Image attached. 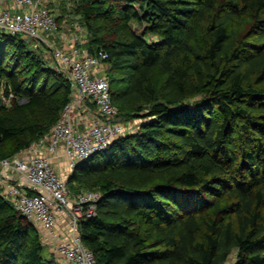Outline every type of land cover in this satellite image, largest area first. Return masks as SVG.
Segmentation results:
<instances>
[{"label": "trees", "instance_id": "obj_1", "mask_svg": "<svg viewBox=\"0 0 264 264\" xmlns=\"http://www.w3.org/2000/svg\"><path fill=\"white\" fill-rule=\"evenodd\" d=\"M75 3L90 54H109L118 117L142 121L68 180L74 194L102 193L97 216L79 223L84 244L99 264H228L234 253L233 264H264V0ZM247 19L254 41L238 34ZM2 85L15 98L0 103V159L38 143L71 99L68 75L5 32ZM44 249L37 224L0 191V264H58Z\"/></svg>", "mask_w": 264, "mask_h": 264}, {"label": "built area", "instance_id": "obj_2", "mask_svg": "<svg viewBox=\"0 0 264 264\" xmlns=\"http://www.w3.org/2000/svg\"><path fill=\"white\" fill-rule=\"evenodd\" d=\"M58 31L57 17L43 0H0V32L21 35L32 50L43 45L51 47L58 66L68 73L71 83V99L61 118L50 135L37 144L47 143L48 155L3 160L7 168H14L23 178L15 186H8L7 191L22 215L57 237L58 264H99L82 241L78 226L80 221L97 216L102 193L97 190L72 193L50 156L63 149L70 168L74 169L81 161L108 149L129 128L118 117L119 108L113 101L107 75L101 74L109 54L104 49L94 54L84 53L76 45L58 48L50 39ZM14 98L13 93L4 94L0 103L9 106ZM88 104L97 109L96 114ZM76 110L78 113L73 116ZM63 212L68 215L69 231L57 235L62 230L59 218Z\"/></svg>", "mask_w": 264, "mask_h": 264}, {"label": "rangeland", "instance_id": "obj_3", "mask_svg": "<svg viewBox=\"0 0 264 264\" xmlns=\"http://www.w3.org/2000/svg\"><path fill=\"white\" fill-rule=\"evenodd\" d=\"M43 3L50 10H52V12L55 14V16L57 17V19H59V17H60V21H59V31L56 32L52 36V38H50L51 41L54 42V46H56L58 48H62L60 45H58L56 43L57 38H58V35H63L64 36V40H69L70 39L69 40V43H68L70 45L69 48H71L74 45L79 46L78 45V42H79L78 41V38H83L82 36L85 35L86 36V39H85V43H83V44H84V47L87 48L86 47V44L91 39V33H89L88 29L81 22V20L76 15H74L75 8H76L75 0H55V1H53V0H43ZM250 22L251 21L247 19L244 27H242L243 29L240 30V31H238V34L241 35V34H244L245 32H248L249 31V38L246 39V40H248V41H254L256 39V37H251L252 36V33H253L251 31L253 30V28L251 27ZM97 24H100V23H97ZM96 26H99V25H96ZM108 26L107 25H104V28L102 27L103 28L102 29V32L104 34H109L110 31L108 29L109 28H112V26L111 27H108ZM144 27L141 24L133 23V28L135 30L139 31V32H141L142 30H144ZM148 38L153 40V39H156V36L155 35H149ZM71 39H73V40H71ZM62 49H64V48H62ZM37 54L44 60V63H45V65L47 67L53 68L54 70H59L61 72H65V74L68 75V73L66 71L61 70V67L58 66V64L56 62V59L54 58L53 49L51 47H49L47 45H43L39 50H37ZM21 61L22 62L20 63V69L19 70L23 74H25V75L30 74V72L33 69V63L30 61V59H22ZM105 70H106L105 66H102L101 67V74L104 73L106 75V71ZM165 78H166V76L164 74L160 73V72L155 77V79L157 81L159 80L160 82H164ZM52 81H53V79L51 78L49 80V84H51ZM4 94H5V92H4V85H2V86H0V99H1V97ZM25 101H26L25 98L18 97V102L23 103ZM76 113H78L77 110L75 112H73V116H75ZM61 116H62V114H61ZM141 122H142L141 119L131 120L129 122H125L124 121V123L127 126V128H129L126 132L128 133L131 130H133L132 132L136 131L138 129V127H139V125H140ZM52 128L50 129V132H48L47 134H45V136H49L50 135ZM37 144L38 143L34 144L33 147L34 148H37ZM45 145H47V143ZM28 150H25V151H28ZM25 151L21 152L20 154H17L15 156H13V157H8V158L0 159V181H1L0 182V191H1L2 195L7 200H10L11 201L10 194L7 191L8 190V186H15L20 181V180L19 181L13 180L14 177H12L11 175H13L14 173H16L18 176H20V177H22V176L14 168H7V166H5L3 164V160H5V159H11V160H13L15 158L26 157V156H24L22 154ZM45 155L47 156L48 153H46ZM54 156H50L51 159ZM74 170H75V168L74 169H71L70 168V170H69L70 171V174L72 172H74ZM61 176L68 181L66 175H62L61 174ZM5 180H6V182H4ZM87 190H91V189L85 187L83 191H87ZM41 230L45 232V230H43V229H41ZM58 245L59 244L56 241L54 243V246L56 247L55 248L56 249V252L58 251ZM54 258H56V255H54ZM235 259H236V257H235V253H234L233 255H231V257H230V259L228 261V264H233V262L235 261Z\"/></svg>", "mask_w": 264, "mask_h": 264}, {"label": "crops", "instance_id": "obj_4", "mask_svg": "<svg viewBox=\"0 0 264 264\" xmlns=\"http://www.w3.org/2000/svg\"><path fill=\"white\" fill-rule=\"evenodd\" d=\"M55 1V0H53ZM61 32V31H60ZM83 38H78V47L84 52V53H88L90 54L89 50L87 48L84 47L85 43V39L86 36L83 35ZM66 39V38H65ZM70 40V39H69ZM69 40H64V36L63 35H58L57 41L56 43L58 45H60L62 48L64 49H68L69 48ZM73 40V39H71ZM82 43V44H81ZM104 74V73H103ZM89 105V104H88ZM90 110L93 113H97V109L92 106L89 105ZM84 112V109H83ZM32 146V148L28 151H25L24 153H22L24 156H32L34 154H42L45 155L46 153H48V147L47 145L43 144V145H37V148H34ZM52 164L54 165V167H56V169L58 170V172H60L62 175H66L67 179L69 180V177H71L72 173L70 174V160L69 158L66 156L65 151L62 149L59 151V153L57 155H55L54 157H52L51 159ZM13 178V180H21L22 181V177L18 176L16 173H14L13 175H11ZM1 182V181H0ZM6 182V180L4 181ZM68 215L66 214V212L61 213L60 218H59V226L61 227L62 230L59 229L58 234L57 235H63V233H67L69 231V227H68ZM39 231L42 234V238H43V242L45 244V249H44V255L46 257H54V255H56V258H58V252H56V247L54 246V243L56 242L57 237L56 236H52L50 235L48 232H44L41 230V228L39 227Z\"/></svg>", "mask_w": 264, "mask_h": 264}]
</instances>
